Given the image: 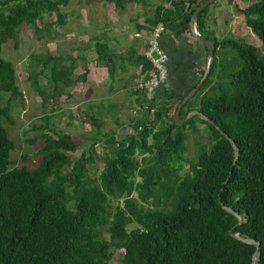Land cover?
<instances>
[{"label":"trees","instance_id":"16d2710c","mask_svg":"<svg viewBox=\"0 0 264 264\" xmlns=\"http://www.w3.org/2000/svg\"><path fill=\"white\" fill-rule=\"evenodd\" d=\"M70 1L0 0V264H111L117 255L118 264H252L256 245L235 238L232 229L261 243L258 264H264V53L241 39L215 41L212 70L181 112L184 118L199 110L215 125L199 116L184 124L176 121L177 108L187 94L180 95L175 105L155 100L151 103L157 109L154 119L144 113L132 124V133L122 138L101 136L106 138L103 146L108 153L99 175L93 168L101 139L94 137L89 151L76 157L73 154L82 145L70 133L58 131L39 134L44 146L38 167L17 166L12 156L17 142L3 123H15V102L25 100L17 67L3 56V50L10 40L18 47L24 24L33 26L40 40L53 39L43 16L57 13L65 21L60 6ZM198 6L183 15L182 24L190 25ZM236 7L264 48V0ZM185 9H179L178 16ZM208 10L209 6L199 14V26ZM158 21L168 27V20ZM228 49L235 51L242 66L231 75L225 72L223 80L217 56L220 52L221 58L226 57ZM76 67L73 56L48 52L31 54L27 69L47 104L63 96L66 87L87 79L86 73L75 78ZM150 69L148 63L146 70ZM42 77L46 86L52 85L51 93ZM92 122L101 133V122L96 118ZM198 123L208 128V143L191 162V171L182 174L185 128L189 124L201 133ZM226 134L239 146L238 156ZM157 153L162 170L155 174L148 193L137 177H144L151 165L148 156ZM152 198L158 204L163 199L171 202L166 209L153 208L148 205ZM220 199L242 221L226 211ZM113 201L117 202L114 208Z\"/></svg>","mask_w":264,"mask_h":264},{"label":"crops","instance_id":"0c3cea01","mask_svg":"<svg viewBox=\"0 0 264 264\" xmlns=\"http://www.w3.org/2000/svg\"><path fill=\"white\" fill-rule=\"evenodd\" d=\"M85 2L86 8L81 7L79 18L80 31L72 29L67 32V39L74 36L67 44V56L76 59L75 73L79 70L78 76L87 74V79L79 83L80 110L84 120L95 126L92 120L96 118L102 125L101 133L95 126L97 133L92 135L91 140L94 137L105 140L101 137L104 134L118 137V132L124 137L132 133V124L143 115L140 109L144 99L133 88L148 72L146 68L150 62L146 51L158 18L168 20L161 43L170 56V87L157 91L158 104H177L178 97L192 91L204 77L209 63L207 45L189 30L191 23L187 26L186 22L182 24L183 15L199 4L203 5L204 0H183L181 4H176L174 0ZM248 2L217 0L202 18L203 25L199 26L197 22L198 32L214 43L227 38L242 39L252 30L247 28L246 20L236 6L244 8ZM181 8H186L185 13L178 16ZM78 13L75 7L67 10V24L74 21ZM84 14L89 20L82 17ZM222 55H225V50ZM102 116L114 122L108 131L104 129L106 121Z\"/></svg>","mask_w":264,"mask_h":264},{"label":"rangeland","instance_id":"374dc122","mask_svg":"<svg viewBox=\"0 0 264 264\" xmlns=\"http://www.w3.org/2000/svg\"><path fill=\"white\" fill-rule=\"evenodd\" d=\"M248 4L255 0H247ZM85 0H71L69 7L60 6V11L65 14V21H60L59 15L57 13H47L43 16V23L51 31V36L53 39H44L40 40L36 34L35 28L29 24H24L20 32V43L18 47L16 46L15 40H10L5 44L3 50V56L6 59L15 63L18 70V84L24 93V100L18 98L15 102V107L13 109V118L15 123H6L4 126L8 130L10 137L17 142V149L13 152V159L17 161V166H27L29 168H36L42 162V157L39 154V151L44 146V141L41 138H38L39 134L42 132H64L71 133L75 141L82 145V148L78 150L73 155L79 157L82 151H89L92 145L91 137L96 135L97 129L89 121L84 120L82 116V111L80 110L81 98L79 96V86L76 85L73 87H67L64 89L63 96L58 99H52L49 103L44 104L42 97L36 91L35 87L32 84V81L29 79L28 73V63L31 54L43 55L48 52L54 53L55 55L63 54L67 55V44L72 42L74 36H69L67 39V32L74 29L76 32H79L81 28L80 20L81 19V7L86 8ZM247 4V5H248ZM79 11L74 21L71 20L70 24H67V10ZM85 19V14L82 15ZM73 22V23H72ZM79 22V23H78ZM247 28H249L247 26ZM246 29V26H245ZM45 32V30H44ZM241 39V38H238ZM244 42L255 45L259 48L260 52L264 53V48L259 37L251 31L249 34H244L242 39ZM223 50L221 49V52ZM228 55L224 58H221L220 52L218 57V73L221 75V78L224 80V73L226 76L231 75V73L236 72L242 66L241 60L238 58V55L234 50L228 49ZM227 66V67H226ZM223 68V69H222ZM226 68V69H225ZM79 70L75 73V78L78 77ZM219 78V77H217ZM41 81L43 84H47L46 78L42 77ZM47 92H52V85L46 86ZM71 93L72 96L69 97L68 93ZM142 110V107L140 111ZM81 115V116H80ZM144 115V113H143ZM143 115L141 117H143ZM103 117V116H102ZM195 117V116H194ZM105 123V130H110L114 126L113 120H106L103 117ZM184 124V123H181ZM200 132H194L189 128V124L186 125L185 131L188 133V139L185 144L184 157L186 158L184 171L182 174L191 171L192 163L198 159L199 153L201 151V146L204 143H208L207 139V127L204 124L198 123ZM197 124V125H198ZM160 125V126H159ZM36 126H45V129L36 130ZM158 128L161 127V124H157ZM48 127V128H47ZM119 130V129H118ZM119 133V134H118ZM118 138H122V134L118 132ZM38 138L35 142L31 140ZM104 140H100L96 145L97 158L96 163L93 168V173L99 175L105 165L104 156L108 153L107 148H104ZM24 156H28L27 161L24 160ZM138 182H144L145 178L142 176L137 177ZM138 197V193L135 194ZM124 200L121 201L123 203ZM171 200L163 199L159 204L154 198L150 199L148 205L153 208L166 209ZM117 205L116 201L112 202L113 208ZM120 255H117L111 264H118V259Z\"/></svg>","mask_w":264,"mask_h":264},{"label":"water","instance_id":"95a60500","mask_svg":"<svg viewBox=\"0 0 264 264\" xmlns=\"http://www.w3.org/2000/svg\"><path fill=\"white\" fill-rule=\"evenodd\" d=\"M217 0H208L206 1L203 5H201L197 11H195L193 17H192V21H191V25L189 27V30L200 40H202L210 49L209 52V63L205 72L204 77L202 78V80L198 83V85L192 89V91H190L185 98L182 100V102L179 104L177 111L175 113V119L178 123H186L188 122L191 118H193L194 116H199L201 119L206 120L211 122L212 124L215 125V122L209 118L207 115H205L203 112L199 111V110H193L191 111L187 116H185L184 118H181V112L184 108V106L199 92V90L203 87L206 79L208 78L211 70H212V66L213 63L215 61V57H216V45L213 41L209 40L208 38H206L205 36L201 35L198 30H197V19L198 16L201 12L204 11V9L208 6H210L211 4H213L214 2H216ZM226 137L231 141L232 145L234 146L235 149V153L238 156L239 155V146L237 145L236 141L231 138L229 135L226 134ZM160 158H161V154L157 153V154H151L148 156L149 161L151 162L150 167L148 168V170L144 173V177L145 180L143 182V188L147 190L148 193L151 192V186L154 184V176L156 173L160 172L162 170V164L160 163ZM220 203L222 205V207L236 215L241 221H242V216L236 212L233 208H231L230 206H227L222 199H220ZM231 235L234 236L235 238L245 242V243H250V244H254L257 247V251L254 255L253 258V262L252 264H258L261 258V254H262V249H261V243L254 240V239H249V238H244L241 237V235L239 233H236L234 231V229L231 230Z\"/></svg>","mask_w":264,"mask_h":264},{"label":"built area","instance_id":"2783aa9c","mask_svg":"<svg viewBox=\"0 0 264 264\" xmlns=\"http://www.w3.org/2000/svg\"><path fill=\"white\" fill-rule=\"evenodd\" d=\"M167 31V25L163 22L158 23L152 30L149 40V47L146 51V57L151 63V69L134 86L133 91L142 95V113H151L152 119L157 111L152 106V102L157 100V91L160 88H169V62L170 56L162 47V37ZM151 110V111H150Z\"/></svg>","mask_w":264,"mask_h":264}]
</instances>
